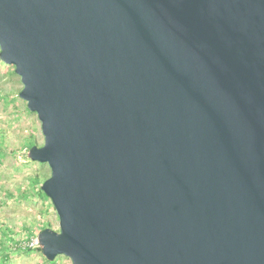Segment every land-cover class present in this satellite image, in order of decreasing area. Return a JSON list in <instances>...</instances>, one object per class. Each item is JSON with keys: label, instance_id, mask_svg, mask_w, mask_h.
Listing matches in <instances>:
<instances>
[{"label": "water", "instance_id": "water-1", "mask_svg": "<svg viewBox=\"0 0 264 264\" xmlns=\"http://www.w3.org/2000/svg\"><path fill=\"white\" fill-rule=\"evenodd\" d=\"M73 264H264V0H0Z\"/></svg>", "mask_w": 264, "mask_h": 264}, {"label": "rangeland", "instance_id": "rangeland-1", "mask_svg": "<svg viewBox=\"0 0 264 264\" xmlns=\"http://www.w3.org/2000/svg\"><path fill=\"white\" fill-rule=\"evenodd\" d=\"M22 89L23 83L15 67L0 62V241L4 233L22 240L21 249L11 246L14 257L9 264H47L41 251H25L26 246H40L41 225L57 231L60 225L52 200L34 194L38 186L35 180L39 179L42 185L50 177L51 169L47 163L33 161L28 156V144L41 147L45 138L37 113L30 111L27 101L19 95ZM25 227L34 232L30 239L25 235ZM55 261L56 264H73L65 255H59Z\"/></svg>", "mask_w": 264, "mask_h": 264}, {"label": "trees", "instance_id": "trees-1", "mask_svg": "<svg viewBox=\"0 0 264 264\" xmlns=\"http://www.w3.org/2000/svg\"><path fill=\"white\" fill-rule=\"evenodd\" d=\"M0 62L1 59H0ZM33 146V143H29L28 144V148H31ZM36 184H38V186L36 185L37 187V191L34 193L36 194L37 193V196L40 195L41 197H46L47 195L44 193V191L42 190L41 188V184L39 182V179L35 180ZM22 196V195H21ZM41 231L46 228L45 225H41ZM25 230V235L27 237V239H30L33 235H34V232L31 231V229L29 227H25L24 228ZM21 233H17V235ZM4 239L0 241V264H9L12 259H13V253H14V250L12 249L13 247H11L12 245H17V247L15 246V250H19L21 249L22 247L19 246V243L22 241L20 239H15V235L14 234H10V233H4ZM33 250H36V251H41L40 249V246L37 247V248H31L29 246H26L25 247V251L27 253H31ZM47 264H56V261H48L47 260Z\"/></svg>", "mask_w": 264, "mask_h": 264}]
</instances>
